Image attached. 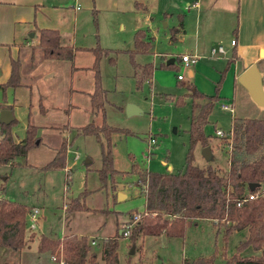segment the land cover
Segmentation results:
<instances>
[{
  "label": "rangeland",
  "instance_id": "374dc122",
  "mask_svg": "<svg viewBox=\"0 0 264 264\" xmlns=\"http://www.w3.org/2000/svg\"><path fill=\"white\" fill-rule=\"evenodd\" d=\"M113 22L107 17H98L90 24L87 23L85 30L80 31V34L83 32L86 34L85 44L88 46L100 44L113 49L132 48L136 31H132L128 25L123 28L121 26L123 23L118 25ZM156 27L159 33L156 38L153 37L155 52L139 54L138 60L151 61L155 64L154 79L160 89L155 88L156 85H152V81H147L138 88L137 81L132 76L130 57L126 53H119L115 63H111L106 55L100 60L102 85L108 89L105 101L106 120L111 125L128 129L127 132H115L112 137L114 165L122 171H129L133 163H139L142 167L159 172L169 171L168 166L171 164L170 170L178 172L183 169L186 162V153L190 144L188 129L191 123L192 99L186 94L188 91L183 84L188 82L189 69L180 65L178 60L174 62L178 68L163 64V62L167 63V58H161L160 53L169 49L166 39L169 28L165 27L164 22L159 21ZM143 29L148 31L146 27ZM149 34L153 35L152 30H149ZM30 45L26 44L22 53L28 55ZM225 61L222 60L220 63L217 59H211L207 62L200 59L199 65L193 67L196 77H191L190 81L208 95L215 94L216 85L226 68ZM24 62L26 84L17 88H7L6 92L1 89V100L7 96L6 101L23 105L24 99L29 103L35 102L42 91L48 95V92L46 93L48 85H45L44 81L48 75L45 77L41 75L40 79L33 78L31 73L38 63L33 66L34 64L28 62V58ZM92 62V53L79 51L73 61L67 60L63 63L55 73L56 79L53 80L56 82L55 90L60 92L56 104L68 107L71 101L79 107H71L72 111L64 108L52 110V114L43 119L45 125L38 129L43 136L42 142L30 148L25 156H19L13 162L0 166V185L4 183L0 189L3 194L14 201L24 203L28 208H40L39 225L37 233L32 235L35 241L31 243V247L26 246L22 249L20 261L16 260L17 256H15V261L3 263L0 259V264H15L17 261L16 264H60L62 258L58 259L56 254H52V258L54 255L57 259L53 260L48 251L39 250L40 235L44 233L59 237L71 232L78 233L79 236L87 235L91 243V252H95L98 256L97 264H103V239L110 235L121 234V230L127 229L129 224L132 226L135 223L133 220L140 217L135 215H140L145 208V196L132 191L135 190L134 184L138 189H143L141 185L135 183L139 182L135 174L117 176L118 189L130 190L128 197L123 200H119L116 196L118 189L112 190L110 180L103 185L98 175V169L102 165L100 142L95 135H83L77 132L78 127L87 122L101 121V115L91 111L89 96L84 93L93 90V72L75 68L89 66ZM179 73L185 74L186 79L179 81L177 78ZM235 85L237 82L235 83L234 76L229 69L225 70L219 90L220 98L206 126L207 132L212 135L209 146L211 150L208 154H204V147L201 144H198L194 150V163L201 167L211 163L222 172L228 170L230 154L225 145L227 140L216 134L217 125L220 123V128L228 133L235 115L253 116L256 111L252 102H248L247 97L241 92L235 96ZM31 87L34 91L33 96H31L33 91L30 92ZM164 93H173L176 97L183 96L185 103L176 106L169 97L165 98ZM130 102L139 105L143 111L128 115L126 105ZM51 103L49 100L48 104ZM223 104L232 106L233 111L224 109ZM18 115L21 121L13 128L18 135L24 136L25 106H20ZM39 118L34 116L32 120L37 122ZM64 138L67 139L69 146L66 167L48 168L47 163L55 156L56 147ZM87 158L91 160L89 163L86 162ZM126 184L129 186L127 187ZM83 191L87 193L85 200L89 207L101 206L102 209L98 212L90 210L74 212L70 227H67L64 204ZM91 207V210H95ZM128 218L129 220L120 227L119 223ZM131 228H128V236L123 234L118 239L119 264H183L185 258H189L191 262L200 256L210 255H214L213 264H224L226 257L237 253V247L245 240L246 235L243 229L236 230L237 232L233 231L225 242L222 227L211 220L199 219L188 227L183 238L145 235L137 245V241L134 243L130 239ZM92 237L96 239V244L92 243ZM133 246L135 252L131 254L130 250ZM243 252L260 254L258 250L254 251L253 248L248 247Z\"/></svg>",
  "mask_w": 264,
  "mask_h": 264
},
{
  "label": "trees",
  "instance_id": "16d2710c",
  "mask_svg": "<svg viewBox=\"0 0 264 264\" xmlns=\"http://www.w3.org/2000/svg\"><path fill=\"white\" fill-rule=\"evenodd\" d=\"M39 41L30 45L28 62L34 64L39 61L52 63L62 67L67 60L73 61L80 50L93 54V62L89 66L75 68L88 69L93 72L94 87L89 94L91 110L101 115V121L92 120L78 127V134L95 135L101 145L102 165L98 175L103 185L111 181L112 188H118L117 175L135 174L146 196L145 208L138 220L130 229V239L136 243L142 235L159 236L165 234L170 238H183L188 227L199 219L211 220L222 227L223 239L236 230L249 228V235L238 245L237 253L226 257L224 264H264V117H234L229 131L232 138V148L229 150V168L220 171L213 164L201 167L194 163L195 147L210 146L211 134L206 126L210 122V115L220 98L219 90L225 70L216 85V93L208 95L200 91L193 83H188L191 101V123L188 129L190 144L186 153V162L178 172H159L133 163L129 171H122L114 165L113 141L115 132L123 129L111 125L106 120L105 101L107 91L102 85L100 60L108 56L111 63H115L119 53H126L132 64V76L141 88L147 81L153 79L155 66L152 62H141L139 54L150 53L154 50L153 37L145 29H138L134 35V46L127 49H113L97 44L93 47H73L65 44L61 32L56 28H40ZM39 52V54H38ZM23 55L11 58V70L7 79L0 82V88L5 92L7 88H17L25 83V69ZM175 66V63H166ZM33 91L32 87L30 88ZM33 96L34 91L31 93ZM165 98L172 100L178 106L185 103L183 96L176 97L173 93H164ZM47 95L40 93L38 97L39 111H45ZM32 103V102H31ZM30 103V110H31ZM29 110V121L25 137L17 141L13 126L18 122L15 118L10 124L0 123V166L9 164L19 156H25L30 148L40 144L42 138L38 135L40 125L32 120ZM68 141L66 138L56 147V154L47 163L48 168L66 167ZM252 185H254L252 187ZM1 187L4 183H1ZM258 193L249 198V193ZM86 194L66 201V212L91 210L86 204ZM0 247L14 250L23 249L29 240L27 214L29 208L24 203L14 201L3 194L0 189ZM121 234L105 238L102 243L103 264H119L118 246ZM125 235V234H124ZM133 243V244H134ZM132 244V245H133ZM252 246L254 250H261V254L243 256L242 250ZM225 247V246H224ZM39 248L56 254L65 264H97L98 256L91 252V243L87 235L67 234L63 237H49L40 235ZM214 255L200 256L190 262L185 258L183 264H213Z\"/></svg>",
  "mask_w": 264,
  "mask_h": 264
},
{
  "label": "crops",
  "instance_id": "0c3cea01",
  "mask_svg": "<svg viewBox=\"0 0 264 264\" xmlns=\"http://www.w3.org/2000/svg\"><path fill=\"white\" fill-rule=\"evenodd\" d=\"M98 17H107L111 22L114 21L113 23H117L118 25L123 23L121 25L123 28H126L128 25L134 32L140 28L143 29L146 27L148 28V33L149 30H152L153 35H149L155 38L159 33V29L156 27L158 26V21L164 22L165 27L169 28L168 34L166 33L169 49L162 52V54L160 53L161 58H167L168 63H173L178 60L180 65H183L181 60L183 54L198 55L196 62L188 67L190 77L187 79L188 82H184L183 84L187 91V84L192 83L190 78L193 76L196 77L193 67L199 65L200 59L207 62L211 59H217L220 63L222 60L223 62L226 60V66L230 61L231 63L228 69L234 76L235 83L237 82V85H235V96L241 92L242 95L247 97L248 102H252L256 110L253 116L251 114H242L240 116L235 115V117H264V103H258L253 98L249 89L239 80L240 75L247 67L256 64L261 75L264 93V0H0V82L5 81L10 74L11 58H17L21 55L22 49H24L23 47L26 44L33 45L39 41L38 31L40 28L49 27L58 29L61 32L64 43L70 44L73 47H93L85 44L87 41L86 34L84 32L80 34V31H84L86 24H90ZM170 23L172 24L171 26ZM32 31L35 33L33 36L30 34ZM36 35H38V38H36ZM233 39L236 40L235 45L231 43ZM218 45L224 46L225 53L215 56L210 55V48ZM26 49L27 48H25V50ZM173 49L179 51L176 52ZM80 52H84V50H80ZM154 52L155 49L150 53ZM22 55L24 60L28 58L27 54L22 53ZM43 63V61H39L38 66L31 74H33V78L38 79L48 75L44 78L45 85H48L46 90L48 95L45 103V113L39 111L38 100L31 103L30 110V103L27 102L26 99H24L23 105L6 101L7 96L4 100L0 99V111L3 108H11L18 122L21 121L18 110L20 106H25V128L29 121V110L32 112L31 118L34 116L40 117L37 123L40 127H43L45 125L43 124V119L49 117L52 114V110H58L57 108L71 110V107H79L78 104H73L71 101L68 107L58 106L56 104L58 101L57 96L60 92L59 90H55L56 82L53 80L56 79L55 73H57L56 71L59 70L61 66L57 68L54 66L55 64ZM44 65L46 66L43 69ZM155 69L153 72L152 85H156L155 88H157L158 86L154 79ZM184 77L186 79L185 74ZM178 80L181 81L184 79L178 78ZM202 92L207 94L204 91ZM51 94H53V96ZM49 100L52 102L51 104H48ZM220 127L221 124L218 123L217 129ZM13 132L15 133L17 141L25 137V135H18L15 128H13ZM38 135L43 139L40 133ZM164 162L166 163L165 160ZM168 169L169 171L167 172H172L170 170L172 169L171 164H169ZM135 183L140 185L139 182ZM126 185L127 187L129 186L128 184ZM133 186L135 187V190H132L134 193H141L145 196L143 189H138L135 184ZM117 189L114 190L112 188L113 191ZM129 192L130 190L125 188L118 189L116 196L119 200H123L128 197ZM91 208L95 209L90 210L92 212H98L102 209L101 206H93ZM30 209L32 208H29V210ZM63 209L65 210L66 225L70 227L74 212H66V202ZM79 212H81V210L76 211V213ZM128 220L129 218L119 223L120 227ZM37 227L32 230L28 229L30 237L26 246L31 247V243L35 241L32 235L37 233ZM243 230L246 233L244 238L246 239L249 235V228L246 227L243 228ZM70 234L75 233L71 232ZM164 235L165 234H161L159 236ZM47 236L52 237L50 235ZM144 237L145 236L141 235L137 239V245H139V240ZM91 240H95L93 244H96L97 241L94 237H92ZM39 243L40 240L38 242V248ZM248 248L253 247L248 246ZM243 251L240 252L243 256L253 254H244ZM259 252L261 254V250H259ZM15 256H17L16 260L20 261L22 258V249L14 250L0 247V259L3 263L10 262L11 260L15 261ZM50 257L52 258L51 253ZM16 263H18V261L15 262V264ZM62 263L65 264L64 261H62Z\"/></svg>",
  "mask_w": 264,
  "mask_h": 264
},
{
  "label": "water",
  "instance_id": "95a60500",
  "mask_svg": "<svg viewBox=\"0 0 264 264\" xmlns=\"http://www.w3.org/2000/svg\"><path fill=\"white\" fill-rule=\"evenodd\" d=\"M31 36L35 33L32 31ZM239 80L249 89L253 98L260 104L264 103V93L262 88V79L259 72V69L256 64H252L247 67L239 77ZM143 109L137 105L136 103H128L126 105V112L128 115L141 113ZM15 119L13 110L11 108H3L0 111V123L10 124ZM210 147H204V154H208L210 152ZM91 160L89 158L86 159V162L89 163ZM254 185H252L253 187ZM135 252V247L131 248L130 253Z\"/></svg>",
  "mask_w": 264,
  "mask_h": 264
},
{
  "label": "built area",
  "instance_id": "2783aa9c",
  "mask_svg": "<svg viewBox=\"0 0 264 264\" xmlns=\"http://www.w3.org/2000/svg\"><path fill=\"white\" fill-rule=\"evenodd\" d=\"M232 45H235L236 43V40L233 39L231 41ZM224 54L225 53V48L223 45H218V46H213L210 48V51H209V54L212 55V56H215V55H218V54ZM198 58V55L197 54H183L181 56V60L183 62V66L188 68L192 63H195L196 60ZM178 78L179 79H185L184 75L179 73L178 74ZM222 107L224 109H230L233 111V107L230 106L229 104H223ZM216 134H218L220 137H225L226 138V143L225 145L228 147V149L230 150L232 148V138H231V133H226L224 132L221 128H218L216 130ZM152 141H154V138H152ZM256 195H258V193H249L248 194V197L249 198H254ZM1 197V195H0ZM40 215V209L38 207H34L32 209H30L28 211V214H27V227L28 229H34L38 226V217ZM141 217V213L140 215L139 214H136L135 217ZM139 217V218H140ZM135 221L138 220V219H134ZM133 220V221H134ZM131 227V224H129V226H127V229L124 230V234L126 236L129 235V229ZM92 243H95V240H92ZM53 258L56 259V257L53 255Z\"/></svg>",
  "mask_w": 264,
  "mask_h": 264
}]
</instances>
